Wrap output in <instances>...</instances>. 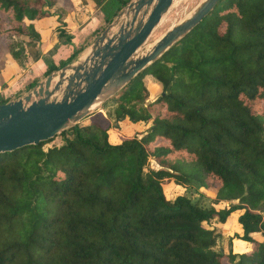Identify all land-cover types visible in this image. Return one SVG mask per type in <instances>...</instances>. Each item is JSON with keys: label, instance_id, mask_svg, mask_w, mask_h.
I'll use <instances>...</instances> for the list:
<instances>
[{"label": "trees", "instance_id": "1", "mask_svg": "<svg viewBox=\"0 0 264 264\" xmlns=\"http://www.w3.org/2000/svg\"><path fill=\"white\" fill-rule=\"evenodd\" d=\"M81 1L100 15L86 44L129 0ZM72 12L70 0H0V89L43 45L39 25L55 38L42 76L74 57ZM100 109L0 153V264H264V0H218ZM123 123L146 129L111 142ZM168 179L228 203L167 198ZM231 215L224 253L211 224Z\"/></svg>", "mask_w": 264, "mask_h": 264}, {"label": "water", "instance_id": "2", "mask_svg": "<svg viewBox=\"0 0 264 264\" xmlns=\"http://www.w3.org/2000/svg\"><path fill=\"white\" fill-rule=\"evenodd\" d=\"M176 1L129 0L82 53L16 99L0 103V153L46 141L97 111L195 27L218 0H199L147 43Z\"/></svg>", "mask_w": 264, "mask_h": 264}, {"label": "rangeland", "instance_id": "3", "mask_svg": "<svg viewBox=\"0 0 264 264\" xmlns=\"http://www.w3.org/2000/svg\"><path fill=\"white\" fill-rule=\"evenodd\" d=\"M199 0H179L174 2L173 6L169 9V11L165 14L159 25L156 27V29L152 32L150 37L147 40V43H150L154 41L160 34L163 33L165 29H167L171 24L176 23L179 21L183 16H185L189 10L198 2ZM72 2L75 4V6L80 8V5L78 3V0H72ZM91 15V13H89ZM95 15L99 16V13H94ZM94 17V15H92ZM91 17V18H93ZM71 32V37L74 42H79L81 40V36L78 30L73 29ZM84 46V45H83ZM86 48V46H84ZM83 48L82 51L85 49ZM19 51V48L16 49ZM16 51V52H17ZM31 56L38 57L39 53L34 52L33 48L29 49ZM81 49L79 50V53H82ZM27 73H30V75L35 74L38 72L37 68L35 67L34 63H30L28 67H26ZM28 75V74H27ZM153 89V88H152ZM152 91V90H151ZM159 89L155 91L154 97H157L159 95ZM152 93H154L152 91ZM161 93V92H160ZM97 111L104 113L105 109H98ZM96 112V111H95ZM87 121L80 123V126L82 128H86ZM146 127L145 125L137 124V125H131L123 123L120 125V127H117L115 129L110 128L109 129V140L111 142H117L120 137H127L131 135H135L136 137H140ZM60 143L59 137L54 138L51 142L44 145V148L58 145ZM147 166L151 168H157V164L153 161L152 158L148 157L147 160ZM163 193L167 198L172 199L176 195L184 194L185 196L192 199V201H195L197 204L203 207L207 206H214L216 209L222 208L225 205H227V201H218L215 200L214 196L210 193L195 188V185H190L188 187H183L181 185L174 184L172 179L166 180L162 185ZM232 203H235V201H232ZM212 226H215L216 230L219 232L220 237L218 238V241L216 243L215 249H220L222 252L226 253L229 249L228 245V238L231 237L234 232H239V229L237 228L235 224V218L234 215H231L230 218L224 223V224H218L214 223L211 224ZM260 235V233H257L256 236Z\"/></svg>", "mask_w": 264, "mask_h": 264}, {"label": "crops", "instance_id": "4", "mask_svg": "<svg viewBox=\"0 0 264 264\" xmlns=\"http://www.w3.org/2000/svg\"><path fill=\"white\" fill-rule=\"evenodd\" d=\"M70 1L73 6V12L68 17V23L65 27V31L70 36V42H69L70 46L74 48L77 46H82L81 48L82 50L83 48H85L84 46H87L90 42L89 41L88 43L85 44L84 35L86 33H89L91 30H93L95 26H97L100 23V15L99 14H98L99 16L95 15L94 13H98L97 10H92L91 8L86 6L81 0H78L80 8L75 6L72 0ZM89 13H91V15ZM92 15H94V17ZM39 27H41V32H42L41 39L42 41H44V43L38 48H33V51L36 53L38 52L39 56L32 57L30 51L27 52L28 57L26 62H24V66L19 68L18 73L14 77H12L9 81H7L5 86L0 89V95H3L6 98V101L16 99L17 97L28 91L30 87H27V84L33 79H36V82L42 79L43 78V76L41 75L42 71L46 68V65H48L49 61L54 60V58L50 59L48 55L45 58L43 57L47 54L46 50L49 47L50 48L53 47L52 44L55 41V38L48 37L47 36L48 30L42 27V25H39ZM73 29L78 30L80 36L82 37L79 42H74L71 37L70 31H72ZM31 62L34 63L35 67L38 70V72L32 75H30V73H27L26 71V67H28V65Z\"/></svg>", "mask_w": 264, "mask_h": 264}]
</instances>
